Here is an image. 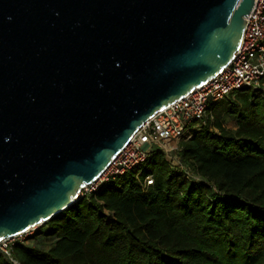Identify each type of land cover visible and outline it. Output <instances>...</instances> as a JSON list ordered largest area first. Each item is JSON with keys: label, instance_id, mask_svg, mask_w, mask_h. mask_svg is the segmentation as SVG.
<instances>
[{"label": "water", "instance_id": "water-1", "mask_svg": "<svg viewBox=\"0 0 264 264\" xmlns=\"http://www.w3.org/2000/svg\"><path fill=\"white\" fill-rule=\"evenodd\" d=\"M255 0H0V241L81 199L147 120L217 76Z\"/></svg>", "mask_w": 264, "mask_h": 264}, {"label": "trees", "instance_id": "trees-1", "mask_svg": "<svg viewBox=\"0 0 264 264\" xmlns=\"http://www.w3.org/2000/svg\"><path fill=\"white\" fill-rule=\"evenodd\" d=\"M179 145L200 179L156 147L44 223L32 237L52 238L49 247L15 240L11 255L19 264H264V93L245 86L211 103ZM0 264L14 262L0 250Z\"/></svg>", "mask_w": 264, "mask_h": 264}, {"label": "built area", "instance_id": "built-area-1", "mask_svg": "<svg viewBox=\"0 0 264 264\" xmlns=\"http://www.w3.org/2000/svg\"><path fill=\"white\" fill-rule=\"evenodd\" d=\"M245 19L242 42L231 62L217 76L160 110L140 126L104 172L81 189V198L99 189L108 180L147 163L156 147L162 149L177 168L194 179H200L182 163L178 154L180 141L193 134L192 124L197 127L204 124L211 103L222 100L242 87H251L264 93V0H255ZM137 174L140 175L141 171ZM153 183V175L145 176V185ZM13 239H2L0 250L14 264H19L11 255Z\"/></svg>", "mask_w": 264, "mask_h": 264}, {"label": "rangeland", "instance_id": "rangeland-1", "mask_svg": "<svg viewBox=\"0 0 264 264\" xmlns=\"http://www.w3.org/2000/svg\"><path fill=\"white\" fill-rule=\"evenodd\" d=\"M224 124L228 127H234L235 121L231 119L229 116H225L223 118ZM197 129V126L195 124H192L191 130ZM172 162V161H171ZM173 164V163H172ZM174 165V164H173ZM176 167V165H174ZM40 228V227H39ZM39 228H32L22 234H19L18 236L14 237L15 240H24L28 242L29 244L36 245L42 248H47L53 243L52 238H46L45 236H39L38 238H33L32 236L38 231Z\"/></svg>", "mask_w": 264, "mask_h": 264}, {"label": "bare ground", "instance_id": "bare-ground-1", "mask_svg": "<svg viewBox=\"0 0 264 264\" xmlns=\"http://www.w3.org/2000/svg\"><path fill=\"white\" fill-rule=\"evenodd\" d=\"M36 227V226H35ZM35 227H33V228H35Z\"/></svg>", "mask_w": 264, "mask_h": 264}]
</instances>
